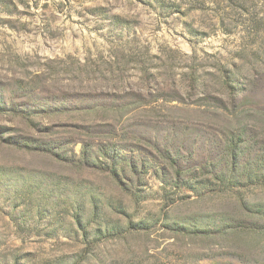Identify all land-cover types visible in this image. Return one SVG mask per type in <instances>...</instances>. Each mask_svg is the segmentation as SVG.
<instances>
[{"label": "rangeland", "instance_id": "obj_1", "mask_svg": "<svg viewBox=\"0 0 264 264\" xmlns=\"http://www.w3.org/2000/svg\"><path fill=\"white\" fill-rule=\"evenodd\" d=\"M240 222L264 0H0V264H264Z\"/></svg>", "mask_w": 264, "mask_h": 264}, {"label": "trees", "instance_id": "obj_2", "mask_svg": "<svg viewBox=\"0 0 264 264\" xmlns=\"http://www.w3.org/2000/svg\"><path fill=\"white\" fill-rule=\"evenodd\" d=\"M235 82L236 81H234L232 77L229 78V80H227L228 87L234 90L233 91L234 97L231 100V102L229 101V103L231 105H234L236 103V97L240 93V90L235 87ZM223 103L225 104L224 106H226V102L223 101ZM83 156L86 157L87 153L84 152ZM234 229H236V230H246V231L257 233V234H259L260 232L264 231V227H257V226H255V223H250V222H240V223L235 225Z\"/></svg>", "mask_w": 264, "mask_h": 264}]
</instances>
